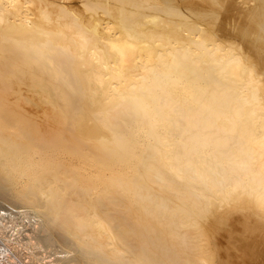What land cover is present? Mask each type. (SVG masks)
<instances>
[{"label":"bare ground","instance_id":"1","mask_svg":"<svg viewBox=\"0 0 264 264\" xmlns=\"http://www.w3.org/2000/svg\"><path fill=\"white\" fill-rule=\"evenodd\" d=\"M30 1L0 0V73L23 48H54L60 99L76 125H44L35 145L0 135V264H219L215 237L232 221L239 230H228L237 236L227 246L240 264H264V172L253 165L264 160V0L164 3L149 14L132 1L82 0L106 17L87 30L106 62L35 23ZM6 121L9 133L32 128ZM64 170L92 179L140 172L169 195L153 199L137 186L148 203L160 200L142 206L139 196L133 207L127 189L91 188L86 208L78 197L90 192L76 188L77 197L67 193L75 207L61 197ZM185 226L200 232V248Z\"/></svg>","mask_w":264,"mask_h":264},{"label":"rangeland","instance_id":"2","mask_svg":"<svg viewBox=\"0 0 264 264\" xmlns=\"http://www.w3.org/2000/svg\"><path fill=\"white\" fill-rule=\"evenodd\" d=\"M81 1L82 0H44V1L43 0H31L30 1L31 2L30 7L33 11V20L38 25H43L47 28H50L51 30L54 28L58 30L60 28L59 29L60 32H66L67 36H70L68 38L74 39L76 41V45H78V47L82 51H84V53H86V50L88 51L89 49H94L96 51V55L101 58L100 61L106 62V59H105V56L103 55V53L97 50L100 47V44L97 43V39L92 37L90 34H88V31H87V30H90L92 28V26H94L96 23H101L104 25L106 23V17L99 11H95V10H91V9L83 8V7L79 6V3ZM89 1H91V2L98 1V3L99 2H102V3L105 2V3H108L112 7L113 6H122V7L124 6L125 7V6H128V3L132 1L135 4L136 10L143 12V13H146V14H149L151 12V9L154 8V6L155 7L164 6V5H162L164 3H166V5H168L169 7L173 8V9L174 8L185 9L191 5V0H168L167 2H163V0H89ZM61 3H63L64 5H68L73 11H70L71 9H67L68 11L62 10ZM199 3H200V1H199ZM82 31H86L87 34L82 35L81 34ZM84 38H86V40H88L86 43H84V40H83ZM47 47L48 48H43L42 50L40 49L41 51L38 50V48L35 50H33L34 48H31L32 51H30V48H28V49L23 48L22 49V47H21L20 49H22V50H19V52L22 51V52H24V53L21 52L22 56L25 55L24 58L21 57L22 61H20L21 59L19 58V61L15 62L16 64L12 65L9 68V74H7L6 76L3 75V73H0V91H1L0 92V95H1L0 96V112L3 114H8L6 118L2 117L0 119V129L2 130V132H0V135L2 134V139L5 142L10 143V140H11V142L12 141H14V142L18 141V143L19 142H23V143H27V144L33 143V141H34L33 135H35L37 133L34 137H36V136L39 137L41 135L46 134L47 131L45 132V128H46L47 124H49V123H51L50 125H52L54 123L52 126H54L55 124L58 125L60 123V125H58V126H65V127H71V126L76 125V124L72 125L75 123L74 120H76L75 119L76 117L74 116V114L69 115L71 112L69 113V111H65L64 106H63V102L60 99L61 97H60V92H59V83L61 80V70H60V66L57 63V60H55V58H54V57H56L55 53L58 54V52H56V51L53 52L54 48H52V50H51V48L49 46H47ZM1 48H2V46H1ZM1 50H3V49H1ZM1 50H0V58L4 59V51L2 52ZM2 59L0 61H2ZM17 63H19V64H17ZM64 112H65V115L67 116V118L64 115ZM7 119H8V121H6ZM55 119H56V122H55ZM57 119L59 120V123H58ZM3 121H6L5 124L7 122H14L15 121V123H19L23 127H28L29 130L31 127L32 128L29 132L24 131L22 133H15V132L9 133V132L4 130ZM30 121H32L33 123ZM49 121H51V122H49ZM68 123L70 124V126ZM38 124H39V126H38ZM57 125H56V127H57ZM5 132H7V133H5ZM10 136H12V137H10ZM15 136H17V137H15ZM32 138H33V141H32ZM16 139H18V140H16ZM33 144L35 145L36 142H34ZM255 146H257V145H255ZM29 160H35V159H29ZM46 160H47V167L48 168L51 169L53 167V165L55 167L56 159H46ZM89 160H91V159H80V161H84V162L89 161ZM61 161H63V159ZM253 161L255 163L253 165H256L258 168L261 167L259 169L264 172V160L258 159L257 161L256 160H253ZM70 172L71 173H69L68 170H64L62 173V175H63L62 180H64V178L67 177L68 174L70 175V176H68L69 178L71 176H73L68 180H66L68 177L65 178V180L67 181V182H65L66 184H64L65 186L61 183L62 180H60L62 178L61 177L62 175L61 176L59 175L60 181H58V184L61 185V188L62 187L64 188V190L62 191L63 195H61V193H59V195H61V197H63L64 200H67V198L69 196L68 194L71 192V189H72V193H70V195L74 196L75 194H73V193H75V192L77 193V191H75L77 189L79 190L78 193H80V192L84 193V192H82L83 190H86L85 191V193H86L87 190L90 192L92 189H93L92 191L94 192L96 190L97 191L103 190L105 188H109L110 190H117L120 188V190L127 189L129 191V196H130V203L129 204H131V206L133 205V207H138L140 205L137 202V200L140 198L139 196H141V199L143 197V199L140 201V203H142V201H143L142 206H151L152 204H154L156 202L155 200H153V199H155V194L158 195V196L156 195L157 198L158 197L159 198L165 197V194H167L166 189L163 187L164 186L163 183L159 184L156 182L155 179H154L155 181H152V179L150 181V179H149L150 177H148L145 174L143 175L140 172H139L140 175L138 174V172H136L134 175H132V174L131 175L130 174L124 175V176L123 175H114V176H111L110 178H106V179H104V178H98V179L83 178L82 176H80V170H77V171L71 170ZM141 175L146 176L147 177L146 179L147 180L149 179L148 180L149 182H151V183L156 182L158 185L155 183L156 184V187H155L154 183H152L153 185H151V183L150 184L147 182L145 183L146 179H144V177H142ZM168 178L167 179L170 180V177H168ZM73 180H74V184L76 186L74 185L72 187V186H70V185H72V183H70V181L73 182ZM64 181H62V182L64 183ZM137 186H139V187L141 186V188L142 187L144 188V189L142 188V192L144 191L143 194H145L146 197H148L147 192L149 195L151 193L150 196H152L153 199H152V197L150 198V196H149V203H148V199L146 197H144L145 195H143V194L141 195V192H139V191H141V189L137 193L134 194V192H136V191H133V190H137L136 188L139 189V187H137ZM149 186H151V189ZM162 187L164 190L162 189ZM69 188H70V190H69ZM94 188H95V190H94ZM64 192H65V195L67 193L68 194L65 196ZM91 192L88 195L89 198L83 196L84 198L87 199V200L85 199V201L86 202L88 201V203L83 201L84 199L81 196V194L79 195L81 197H78L82 201L81 202L82 206L86 205V208H88L87 205H89L90 203H91L90 204L91 206L93 204L92 202H90L92 199V198H90ZM164 192H166V193H164ZM138 193H140V195ZM163 193H164V196H163ZM86 194H88V193H86ZM86 194H85V196H86ZM137 194H138V196L136 198H134V196ZM153 194H154V196H153ZM160 194H162V196H160ZM167 195H169V194H167ZM170 195L172 198V194H170ZM72 196H71V200H70V197L68 198V200L73 201L75 207H78V206L81 207V205L79 203L80 200H77L78 201V203H77V201H75V197L73 198ZM75 196L77 197V195H75ZM72 198H73V200H72ZM121 198H122V196H121ZM150 199L153 201V203H152V201H150ZM68 200H67V202H68ZM133 200H135L138 203V205H136V202L134 201L135 202L134 204L136 205V206H134V204H132ZM159 200L160 199H158L157 204H159ZM157 204L155 203V205H157ZM155 205H152V206L155 207ZM169 206L172 207L171 204ZM85 219H89V218H85ZM235 224L239 226V224H237L235 221H232V223H230V226L229 227L227 226L228 229H227V227H226V229L224 228L226 231H224V229H223V231L220 230L221 232L219 231V234L216 235V237H215L216 249H217L216 252H217V256H218L217 259L220 260L219 264H223L224 262H226L227 258H228V260L231 258L230 263H232V264H240L241 263L239 256H236L238 254H236V251H234L235 249L230 248L231 249L230 250L229 246H227V245H229V242L232 243V241H233V243H234L235 238H233V237L237 236L235 234H237L239 227H237ZM183 228H180V233L185 234V237L187 236L186 238L188 240L190 239L189 242L191 243V246L192 247L194 246V248H196V247L200 248V245H194V243H198V241H199V244L203 245V243L200 242V240H199L201 237V234H198V233H200V232H197V230L194 228L191 229V227H189V229L186 226ZM230 228L234 230L233 233H235V234L229 232V231H231ZM191 234H192V237H191ZM231 236H233V237L231 238ZM229 238H231V239L229 240ZM191 239H193L194 241H192ZM201 241H203V239H201ZM204 244H205V242H204ZM226 248H228L229 250L228 249L226 250ZM228 256H232V257L229 258ZM234 256H236V257H234ZM1 260H2L1 261L2 264L3 263L5 264L6 262L8 263V260H4V259H1ZM3 260H4V262H3Z\"/></svg>","mask_w":264,"mask_h":264}]
</instances>
